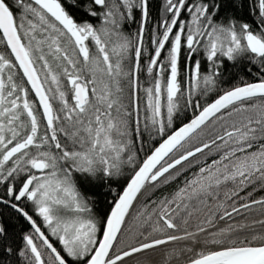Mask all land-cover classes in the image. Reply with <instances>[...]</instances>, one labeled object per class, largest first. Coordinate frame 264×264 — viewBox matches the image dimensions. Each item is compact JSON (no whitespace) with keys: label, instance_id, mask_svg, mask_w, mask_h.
Returning a JSON list of instances; mask_svg holds the SVG:
<instances>
[{"label":"snow or ice","instance_id":"obj_1","mask_svg":"<svg viewBox=\"0 0 264 264\" xmlns=\"http://www.w3.org/2000/svg\"><path fill=\"white\" fill-rule=\"evenodd\" d=\"M157 249L264 264V0H0V264Z\"/></svg>","mask_w":264,"mask_h":264},{"label":"trees","instance_id":"obj_2","mask_svg":"<svg viewBox=\"0 0 264 264\" xmlns=\"http://www.w3.org/2000/svg\"><path fill=\"white\" fill-rule=\"evenodd\" d=\"M160 4H161V0H153V15L154 16L158 15L159 10H160ZM245 78L246 79H255L256 78L255 77V73L253 72L252 76H250V77H247L246 76ZM236 82H238V81H236ZM209 99H211V97ZM191 116H192V113L191 112L187 113V118H190ZM256 195H257V198H259V195L260 194L257 193ZM109 199H111V197H109ZM133 215H134V213H133ZM249 218L250 219H252V218H259L258 213H255L254 216H250ZM12 223H14L16 225V233H17V235H16L15 243L18 246L19 245H22V241L20 239V235H22V229H25L27 227V225L24 224L23 221H19V222L13 221ZM128 224L131 225L132 224V221L129 220L128 221ZM166 247H170V246H166ZM137 258L143 260L144 259V254H137V257L129 258V264H135V260Z\"/></svg>","mask_w":264,"mask_h":264},{"label":"flooded vegetation","instance_id":"obj_3","mask_svg":"<svg viewBox=\"0 0 264 264\" xmlns=\"http://www.w3.org/2000/svg\"><path fill=\"white\" fill-rule=\"evenodd\" d=\"M166 246H162V248H165ZM149 259H156L157 261H160L162 259V254L161 250L157 249L155 251H150L149 253L144 254V259L145 261Z\"/></svg>","mask_w":264,"mask_h":264}]
</instances>
